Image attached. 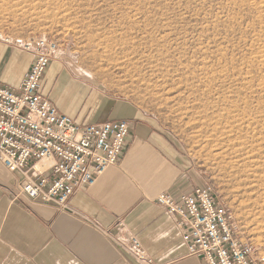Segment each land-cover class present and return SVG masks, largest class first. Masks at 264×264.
Masks as SVG:
<instances>
[{"label": "rangeland", "instance_id": "obj_1", "mask_svg": "<svg viewBox=\"0 0 264 264\" xmlns=\"http://www.w3.org/2000/svg\"><path fill=\"white\" fill-rule=\"evenodd\" d=\"M28 35L59 45L62 111L143 124L264 264V0H0V42Z\"/></svg>", "mask_w": 264, "mask_h": 264}, {"label": "crops", "instance_id": "obj_2", "mask_svg": "<svg viewBox=\"0 0 264 264\" xmlns=\"http://www.w3.org/2000/svg\"><path fill=\"white\" fill-rule=\"evenodd\" d=\"M31 61L29 53L0 42V83L17 86ZM44 78V93L58 106ZM106 117L90 121L117 119ZM18 179V173L8 172L0 162V264H145L106 234L118 232L119 221L140 239L150 264H203L189 254L180 229L156 202L160 193L179 199L201 185L183 159L164 151L161 139L143 124L130 125L117 162L94 185L75 192L69 209L15 197Z\"/></svg>", "mask_w": 264, "mask_h": 264}, {"label": "built area", "instance_id": "obj_3", "mask_svg": "<svg viewBox=\"0 0 264 264\" xmlns=\"http://www.w3.org/2000/svg\"><path fill=\"white\" fill-rule=\"evenodd\" d=\"M4 41L29 53L32 61L17 86L0 83V162L8 172L19 174L15 197L69 209L75 192L94 185L117 162L129 121L77 120L44 93V75L59 53L56 40L28 35ZM42 159L50 163L37 170L35 164ZM156 202L180 229L189 254L203 264H255V245L239 238L232 211L209 185L197 186L179 199L160 193ZM117 226L118 232L106 233L112 242L136 261L150 264L140 239L122 221Z\"/></svg>", "mask_w": 264, "mask_h": 264}, {"label": "bare ground", "instance_id": "obj_4", "mask_svg": "<svg viewBox=\"0 0 264 264\" xmlns=\"http://www.w3.org/2000/svg\"><path fill=\"white\" fill-rule=\"evenodd\" d=\"M7 39V38H6ZM49 161L46 160V159H42L41 161H39L37 164H36V167L41 170L43 169L44 167H46L47 165H49Z\"/></svg>", "mask_w": 264, "mask_h": 264}]
</instances>
